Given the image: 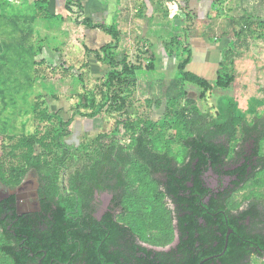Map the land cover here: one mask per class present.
I'll use <instances>...</instances> for the list:
<instances>
[{
	"label": "trees",
	"instance_id": "16d2710c",
	"mask_svg": "<svg viewBox=\"0 0 264 264\" xmlns=\"http://www.w3.org/2000/svg\"><path fill=\"white\" fill-rule=\"evenodd\" d=\"M47 3L48 0L34 1L27 21L33 22L37 17V9L47 6ZM0 8L4 15V6L1 3ZM64 9L73 17L75 23L100 30L111 38L109 43L99 49L103 61L109 67L104 86L106 91H110L115 84L120 85V91L111 100L114 110L124 111L127 96L135 85L137 70L127 63L125 57L117 59L115 56L120 43L115 20L110 25L93 22L84 16V7L80 0H64ZM43 13L48 18L56 17L47 8ZM17 28L20 35L15 41L21 48L20 52L30 51L27 40L32 31L31 25L25 29ZM200 36L214 42L220 37H226L227 32H220L217 38L205 26ZM188 41L187 33L183 39H161L167 55L175 54L178 62L176 71L182 84L189 82L203 91L213 87L228 89L235 80L233 60L226 63L228 54L233 52L232 46L228 44L223 50L216 78L211 85L206 79L187 70L192 59ZM148 54L149 66L153 67L154 53L150 50ZM86 99L89 107L93 108L88 116L93 118L103 105L96 103L94 98ZM191 118L185 120L183 125L175 127L174 137L181 148L179 152L172 150V140L164 139L163 133L157 130L158 122L149 118L136 122L128 119L120 121L124 132H130L129 143L121 145L113 142L103 147L100 142L103 135H98L92 146L95 155H90L83 163L74 165L73 171L68 175L69 192L66 193L60 192L61 172L73 164L78 154L85 151L87 146L76 147L70 153L64 144H59L63 150L62 155L46 160L34 150L36 145H44L43 137L21 136L13 149L21 151L24 166L12 168L9 178L0 171V182L14 188L29 170H35L40 183L38 194L42 210L37 215L21 217L11 228L15 229V237V234L7 230V220L12 221L17 217H9V201H0V252L8 258L10 264L67 262L71 248L68 246L66 233L72 227L68 225V217L71 216L76 222L74 226L80 220V223L90 227V239L94 248L103 252L101 257L107 264L115 261L114 264H135L136 246H121L119 260L117 256L109 253L110 244L105 243L106 233L103 227L114 235L121 234L122 240L126 242L135 233L143 242L154 247L170 244L175 236L174 231L177 230L179 244L176 249L155 253L152 264H251L252 256L264 258V208L257 209V204L250 203L240 210L238 206H230L229 200L231 194L244 182L250 178L256 179L264 171V156L260 154V145L264 142V123H260V119L257 120L258 123H249L241 115L229 114L228 117L220 115L219 121L212 127H207V115L200 114L195 107ZM237 134L242 142L251 144L252 149L249 152L244 148L239 152L236 148L231 149L230 142L235 140ZM220 138L224 141H219ZM229 162H232L231 166H227ZM209 170L217 175L228 176L233 183L232 188L216 195L207 183ZM105 190L114 194L112 203L115 202V207L121 209L120 229L112 225L111 215L105 216L100 222L88 215L83 217L82 209L87 208L93 201L94 191ZM166 197L172 200L174 210L165 205ZM229 230L231 233L227 236ZM80 233V236L73 239H78L83 245V232ZM141 250L145 252L146 249ZM222 252L223 255L218 256ZM104 261L97 262L92 257L90 264H103ZM139 264H150V261L145 259Z\"/></svg>",
	"mask_w": 264,
	"mask_h": 264
},
{
	"label": "rangeland",
	"instance_id": "374dc122",
	"mask_svg": "<svg viewBox=\"0 0 264 264\" xmlns=\"http://www.w3.org/2000/svg\"><path fill=\"white\" fill-rule=\"evenodd\" d=\"M34 1L0 0L4 6V15L0 8V80L3 81L0 83V171L6 178H9L12 168L24 166L21 151L13 149L23 135L44 138V145H36L34 150L46 160L62 155L59 144H64L70 153L76 147L87 146L74 163L61 172L60 192L66 193L69 192L68 175L74 165L95 155L92 146L98 135H103L100 139L103 147L113 142L129 143L130 132H124L119 124L122 120L136 122L149 118L158 122L157 130L163 133L164 139L172 140L171 147L175 152L181 150L174 137L175 127L192 119L193 107L200 114L207 115V127L219 121L220 115L228 117L229 114L241 115L249 123H258V119L264 123V0H205L207 14L202 19H196L197 16L189 10L188 0L129 1L131 9L128 7L129 18L124 29L129 35L115 56L117 59L125 57L137 71L134 88L121 112L113 109L111 100L120 91V85L115 84L110 91H106L104 86L109 67L99 49L110 37L100 40L97 36L102 34L100 31L94 32L75 23L65 9H62L64 17L57 13L55 18H48L43 13L48 3L37 9V17L30 23L26 18L32 13ZM152 2L157 5V13L151 15L153 18L178 17L182 20L179 29L174 28L169 35L183 39L187 33L193 39L192 63L187 70L211 85L223 50L228 44L232 46L233 52L228 54L226 63L233 60L235 80L228 89L213 87L203 91L189 82L182 84L176 71L178 62L174 53L163 63L156 61L153 67L149 66L148 52L154 51L149 38L160 41L162 36L158 30L147 28L150 21L147 22L146 3ZM53 9V12L59 11L54 6ZM108 9L112 12L115 8L111 6ZM101 18L107 19L105 15ZM29 25L32 28L27 40L30 51L23 53L15 41L20 35L17 27L25 29ZM131 26H134L133 34L130 33ZM205 26L217 38L222 31L227 32V36L210 42L206 49H198L197 46L209 44L196 40L201 37ZM164 35L168 34L165 32ZM158 44L163 46L161 41ZM206 58L211 60L203 63ZM200 93L203 95L199 96ZM86 98H94L96 103L103 105L93 118L88 116L93 108L89 107ZM47 115L51 117L47 118ZM230 146L237 152L243 148L247 152L252 149L249 142L239 139V134ZM260 154L264 156V142L260 145ZM28 172L22 183H35L34 172ZM6 192L7 186L0 182V197ZM101 197L97 196L98 208L103 207ZM229 200L230 206H238L240 210L250 203L257 204V209L264 208V171L256 179L244 182ZM28 201L33 205V200ZM169 208L173 210L172 205ZM250 263L264 264V258L252 256ZM0 264H10L1 252Z\"/></svg>",
	"mask_w": 264,
	"mask_h": 264
},
{
	"label": "flooded vegetation",
	"instance_id": "af4514ba",
	"mask_svg": "<svg viewBox=\"0 0 264 264\" xmlns=\"http://www.w3.org/2000/svg\"><path fill=\"white\" fill-rule=\"evenodd\" d=\"M32 170V169H31ZM30 170V171H31ZM34 172L35 176V183H25L23 185L22 181L20 184L14 188H9L7 186V192L5 195H2L0 197V201L5 200L9 201L8 205V215L10 218L13 216H16V219H12V221L7 220V230L11 231V233L15 234V229H11L15 226L17 221L27 215H37L41 212L42 206L40 197L38 194V191L40 189V183L39 178L35 170H32ZM27 172L25 174L26 178L28 176ZM206 177H209L207 180L208 186L211 188V190L216 194L224 193L228 189L232 188L233 183H231V180L226 175H217L215 173H212L211 170L208 171V174ZM33 187H30V186ZM21 186V188H20ZM33 189V190H32ZM97 196H102L100 201L103 205L102 208L99 207V201L97 200ZM114 197V194L109 191H94L93 201L90 203V205L87 208H83V217L85 215L90 216L92 219H94L96 222H100L105 216L111 215L112 216V225H116V227L119 228L122 227L121 225V209L120 207H115L114 203H112V199ZM13 200H9V199ZM33 200V205L28 200ZM165 205L167 208L169 205L173 206V210L175 208L172 200L168 197L164 199ZM170 209V208H169ZM6 215H3L5 217ZM82 217V218H83ZM68 225L72 226L70 227V232L66 233V238L68 240V246L70 253L69 260L64 263L60 264H90L91 258L95 257L97 262L104 261V259L101 257V254L103 252L99 248H94V243L90 239V233L91 229L89 226H87L85 223H80L77 226L75 225V219L71 216L68 217ZM115 223V224H114ZM68 230V231H69ZM103 230L105 234V243L108 242L110 244L109 253L113 256H117L119 260L120 258V252H121V246L128 247L129 244H134L136 246V258H135V264H139V262H143V260L146 259V261H150V264L153 263L152 259L154 258L155 253L157 252H169L171 250L176 249L177 245L179 244L178 240V234L177 230L174 231V239L173 241L168 244L165 247H154L150 245L147 242H143L139 235L133 233L131 238H129L128 242L125 240H122L121 234L120 235H114L111 231H108L106 227H103ZM83 232V245H81V242L78 241V239H73L75 236H80ZM107 231V232H106ZM17 235L15 234V237ZM149 237V236H147ZM141 249H146L145 252ZM153 253V254H152ZM146 255H149L148 257ZM98 257V258H97ZM116 262V261H115ZM115 262H112L114 264ZM103 264H107V261L103 262Z\"/></svg>",
	"mask_w": 264,
	"mask_h": 264
},
{
	"label": "crops",
	"instance_id": "0c3cea01",
	"mask_svg": "<svg viewBox=\"0 0 264 264\" xmlns=\"http://www.w3.org/2000/svg\"><path fill=\"white\" fill-rule=\"evenodd\" d=\"M80 1L82 2L83 7H84V14L86 15V17L90 18L93 22L110 25V23H112V21L115 20V22L117 24V30L120 33V43H119L118 49H121L122 47H124L123 46V40L125 39V37L127 35H129L128 32H126L124 29H126L125 27L127 25V22H126L127 17L129 18L128 7H129V9H131L129 6L130 5L129 1H131V0H80ZM205 3H206L205 0H188L189 10L192 11L193 15L197 16L196 19H202L207 14L206 13L207 9H206ZM146 5H147L146 15L148 17L147 22L150 21V23H149L150 27H147L148 30L149 29H155L156 31L158 30L162 34L161 39H166V38L170 37L169 34H171V31H174V28L179 29L178 26L182 21L180 18H178V17L168 18V17H163V16L160 19H158L156 17L153 18L151 15H153L154 13L155 14L157 13V12H155V8L157 5L155 6L153 2L150 3L149 5H148V3H146ZM53 6L55 9L56 8L59 9V11L57 10L56 12L55 11L53 12V10H54ZM111 6H113L115 8L112 12L108 9V7H111ZM63 7H64V0H48L47 10L49 11L50 14L56 15L58 13V14H60V16L64 17V14H63L64 11L62 10V9H64ZM123 8L125 10H123ZM160 9H161V7H160ZM104 15L107 17L106 20L104 18H101ZM116 16L118 17L117 20H116V18H117ZM163 18H165V19H163ZM108 19H109V21H108ZM160 20H163V21H160ZM129 23H131V21ZM133 23H134V21L132 22V24ZM129 29H130V33L133 34L134 26H131ZM91 30L94 32L100 31L97 29H94V30L91 29ZM100 32L103 34V36H102V34H98L97 35L98 38L100 40H106L108 35L102 31H100ZM100 32H98V33H100ZM165 32L168 34L167 36L164 35ZM173 37H178V36L173 35ZM196 40L201 41V42L205 41L206 43H209V44L202 45L200 47L197 46L198 49H200V48L206 49V47H209L208 45H210V41L206 38L198 37V39H196ZM110 41H111V38L107 42H104V44L109 43ZM149 41L152 44L154 51L156 50L155 52L158 53V54H155L154 51L152 50L154 53V56L156 55L154 63L156 61L158 63H163V60L165 58H167V60L169 59L168 58L169 56L165 52L164 47L160 46L158 44V42H160L161 40L159 41L158 38H155V39L149 38ZM193 42H194L193 39L189 38V44H190V48L192 51L194 50L193 49ZM209 60H211V59L206 58V59H203L202 61H203V63H206ZM191 63H192V59H191ZM191 63L187 66V69L191 65ZM203 66H208V65L203 64Z\"/></svg>",
	"mask_w": 264,
	"mask_h": 264
},
{
	"label": "water",
	"instance_id": "95a60500",
	"mask_svg": "<svg viewBox=\"0 0 264 264\" xmlns=\"http://www.w3.org/2000/svg\"><path fill=\"white\" fill-rule=\"evenodd\" d=\"M24 184H25V182L23 183V185H24ZM20 188H21V186H20ZM229 233H231L230 230L227 232V236H228ZM226 242H227V238H226L225 244H226ZM221 255H223V252H222L220 255H218V256H221ZM215 257H216V256H215Z\"/></svg>",
	"mask_w": 264,
	"mask_h": 264
}]
</instances>
